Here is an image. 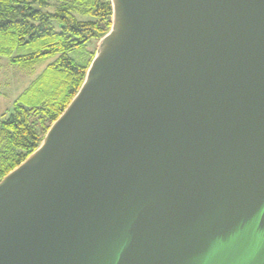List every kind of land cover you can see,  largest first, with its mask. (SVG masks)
I'll return each mask as SVG.
<instances>
[{
    "label": "water",
    "instance_id": "water-1",
    "mask_svg": "<svg viewBox=\"0 0 264 264\" xmlns=\"http://www.w3.org/2000/svg\"><path fill=\"white\" fill-rule=\"evenodd\" d=\"M110 3L0 179V264H264V0Z\"/></svg>",
    "mask_w": 264,
    "mask_h": 264
},
{
    "label": "trees",
    "instance_id": "trees-1",
    "mask_svg": "<svg viewBox=\"0 0 264 264\" xmlns=\"http://www.w3.org/2000/svg\"><path fill=\"white\" fill-rule=\"evenodd\" d=\"M111 14L110 0H0V56L29 71L55 57L22 91L36 92L41 101L15 102L0 121V179L38 147L77 93L95 52L84 65L67 52L98 41L110 29ZM19 48L29 51L16 54Z\"/></svg>",
    "mask_w": 264,
    "mask_h": 264
},
{
    "label": "rangeland",
    "instance_id": "rangeland-1",
    "mask_svg": "<svg viewBox=\"0 0 264 264\" xmlns=\"http://www.w3.org/2000/svg\"><path fill=\"white\" fill-rule=\"evenodd\" d=\"M98 41L94 38L89 39L84 46L74 48L67 52L68 56L76 63L84 65L89 59L90 53L95 52ZM28 49L19 48L15 50L16 54L26 53ZM55 57H47L40 60L33 71L25 70L24 68L10 64L7 58L0 56V121L5 119L13 109L15 102L28 106L35 101L38 104L36 92L28 94L22 93V90L44 70L46 65L54 60ZM48 81V79H45Z\"/></svg>",
    "mask_w": 264,
    "mask_h": 264
},
{
    "label": "crops",
    "instance_id": "crops-1",
    "mask_svg": "<svg viewBox=\"0 0 264 264\" xmlns=\"http://www.w3.org/2000/svg\"><path fill=\"white\" fill-rule=\"evenodd\" d=\"M25 88H26V87H25ZM25 88H24V89H25ZM24 89H23V90H24ZM23 90H22V91H23Z\"/></svg>",
    "mask_w": 264,
    "mask_h": 264
}]
</instances>
